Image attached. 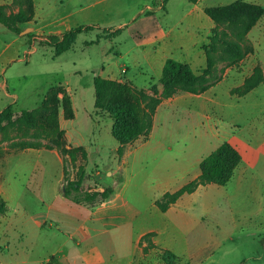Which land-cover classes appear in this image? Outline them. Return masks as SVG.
Returning a JSON list of instances; mask_svg holds the SVG:
<instances>
[{"label": "crops", "instance_id": "1", "mask_svg": "<svg viewBox=\"0 0 264 264\" xmlns=\"http://www.w3.org/2000/svg\"><path fill=\"white\" fill-rule=\"evenodd\" d=\"M83 1L34 0V19L22 26L23 31L39 38L94 24L96 27L91 30L98 36L99 28L116 27L110 21L116 12L119 17L122 13L125 20L117 25L120 27L117 35L126 29L133 43L126 45L124 50H116L115 54L106 45L102 52L104 64L97 75L130 81L142 89L157 84L161 91L158 80L166 59L187 63L196 74L205 68V50L214 22L205 14L204 8L235 0H152V4L145 2L142 7L139 3L144 0H133V3L124 0L125 6L116 12L108 5L94 12L92 4H83ZM245 1L264 6V0ZM10 2L0 0V4ZM160 11L163 12L161 17L158 16ZM263 21L264 14L251 30ZM13 34L11 41L0 50V62L5 65L0 68V75L5 78V82H0V88L10 98L9 104H16L18 96L5 89L8 84L6 71L19 60V49L9 51L8 48L22 38ZM102 38L86 43H100ZM108 41L112 43V40ZM123 57L128 59L120 62ZM88 69L75 66L71 73L81 76V71ZM91 74L90 86L94 76L93 72ZM216 74L218 82L206 91H179L163 99L154 114L149 136L128 144L120 158L117 154L119 145L111 135L113 119L106 115L96 117L92 113L93 104L87 105L80 93L83 86L72 87L70 79H64L74 110L72 119L61 118L59 122L65 130L68 146L85 149L87 160L83 167L87 171L93 169L94 179L112 187L113 192L91 209L66 198L64 156L55 148H26L14 157L12 154L1 156L0 195L6 201L7 211L0 216V264L4 260H8L7 264H45L51 256L56 257V264H137L142 252L140 248L146 245L142 237L150 232L154 246L171 250L183 264L193 263L194 251L204 247L206 240L213 239L217 247L222 245V240L230 242L224 253L258 240L264 245V102L251 104V109L261 107L257 112L260 116L246 120L248 129L243 139L230 137L224 140L241 154L239 164L225 185L198 186L193 192L180 196L165 211L154 203L164 192L177 190L196 178L200 172L199 162L204 157L190 159L188 134L160 132L162 122L158 116L170 108L199 112L204 111L207 103L217 104L210 94L215 95L216 86L234 81L237 72L228 68L218 70ZM234 86L228 85L226 91ZM15 164H19L20 172L28 181L21 183L20 189L15 182ZM119 170L121 176L115 173ZM73 176L71 173L70 178ZM94 189L101 190L102 186L96 185ZM15 190L20 194H15ZM220 197L225 198L224 203L218 202ZM223 207L230 212L232 225L229 233L218 237L215 232L207 231L203 223L212 208L220 211ZM220 259L219 262L223 260ZM212 262L216 260L198 264ZM238 264H264V249L260 253L248 250Z\"/></svg>", "mask_w": 264, "mask_h": 264}, {"label": "trees", "instance_id": "2", "mask_svg": "<svg viewBox=\"0 0 264 264\" xmlns=\"http://www.w3.org/2000/svg\"><path fill=\"white\" fill-rule=\"evenodd\" d=\"M204 12L214 22V27L208 36L205 50L206 66L199 74H196L189 64L168 58L158 80L162 86L161 91L152 84L150 92L137 88L127 81H117L94 74L92 79L94 108L113 119L111 135L119 145L117 149L119 158L128 144L138 138L146 139L149 136L154 114L163 99L171 97L178 91L190 93L204 91L211 76L208 70L210 65L223 60L236 62L246 55L250 46L245 36L263 16L264 6L245 0H235L226 5L205 7ZM34 15V0H11L9 4H0V23L17 35L22 34V26L31 22ZM95 27L94 24L77 26L60 35H48L45 40L54 48V56H58L72 47L79 33ZM263 82V68L256 65L241 84L229 89V94L242 97ZM60 112L65 119H71L74 114L70 97L60 85L52 86L39 105L23 109L17 115H14L11 105H7L0 110L2 135L0 141L9 137L7 134L9 130H14L18 138L12 143L14 147L57 149L64 158H68L64 159V196L76 204L91 209L108 199L113 188L95 180L92 171L85 170L83 165H80L75 176L70 178L66 164H74L78 158L85 161L87 154L81 146H68L64 130L59 125ZM240 160L241 154L234 145L228 141L221 142L201 159L200 172L196 178L177 190L164 192L155 199V205L161 211H165L180 196L193 192L198 186L225 185L231 179ZM96 185L102 186L103 189L95 190ZM6 211V201L0 195V216ZM152 235L150 232L142 237V242L145 240L147 242L145 251L153 246L150 240ZM162 260L166 264H177L181 261L168 249H162ZM56 263V257L51 256L45 264Z\"/></svg>", "mask_w": 264, "mask_h": 264}, {"label": "rangeland", "instance_id": "3", "mask_svg": "<svg viewBox=\"0 0 264 264\" xmlns=\"http://www.w3.org/2000/svg\"><path fill=\"white\" fill-rule=\"evenodd\" d=\"M129 1L133 3V0ZM145 2L152 4L153 1L144 0L143 3H139V6H144ZM82 3L92 4L91 7L94 12H97L101 7L105 5H108L110 7V10L113 11L125 6L123 5L124 0H84ZM126 3L128 4V2ZM117 14L118 13L116 12L113 15L112 21H110L112 22L111 24L116 25V27L99 29L97 28L99 30L98 36H96L95 30L78 34L73 47L58 56H54V48L46 42V36H40L39 38H36L33 34H30V32L22 31V34L20 35V37L22 38L18 39L13 43L12 46L8 48L9 51H13L16 48L19 49L17 54L19 60L15 61L10 67L7 68L6 78H8V84L6 83V85L4 83L5 89L9 93L15 92L17 94V102L16 104H9L10 98L6 97L4 95V90L0 88V108L11 105L14 115H17L21 110L31 109L39 104L45 97L48 90L52 86L58 85H60L61 88L64 89V91L68 94L72 104L71 94L65 89V84L63 83L64 79L68 78L70 79L72 87H75L77 85L83 86V88L80 89V93L81 95H84L83 100L87 105L93 104L92 113L96 117L101 115L108 116L107 114L99 112L94 108V89L93 86L89 85V80L92 76L91 72H93V74L100 73V68L104 64L105 60L102 59V52L106 49L107 46L110 47L111 50H114L115 54L116 50L120 48L124 50L127 48L126 45L133 43L130 34L128 36V32L126 31V29L123 30L120 35H117L120 31V27H117V25L122 24L125 20L124 15L122 18V13L120 14V17L118 16L119 14ZM162 14L163 12L160 11L158 13V16L161 17ZM99 20L101 22V19ZM263 25L264 21L255 26V28H253L245 36L250 49L244 57L237 60L236 62H228L225 60L215 61L213 65H210L208 67V70L210 71L209 74L211 76L204 91L216 85V83L218 82V76L216 72H218V70L224 71L228 68H234L237 72L234 81L230 80L228 84L216 86L214 90L215 95L212 93L210 94L212 98H215L217 104L207 103L205 105L204 111L199 112H197L195 109L187 110L186 108H168L169 110H167L166 113L162 112L159 114V120L160 122H162L159 126L160 132L179 134L182 133L184 135L188 134L187 144L190 153V159H193L195 156H206V154L212 151L221 142L226 140V138L236 137L243 139L246 136L248 129L246 120L250 117L260 116L257 112H260L261 107H259L258 109H251L250 106L252 103L264 102V82L261 83L252 94L242 97L230 95L229 92L226 91V88L228 85L234 84L237 86V84H241L243 79L249 74V72L252 71L253 67L256 65H260L264 70ZM1 27L0 50L4 48L8 42L11 41V36H15L4 26ZM100 36L104 37L102 38L100 43H86L88 41L95 40ZM108 40H112V43H110ZM127 59V57H123V59L119 61L125 62ZM75 66H77L78 68L89 69L88 71L82 70L80 73L81 76H75L71 73V70L74 69ZM2 67H5V65L0 62V68ZM211 69L214 70L212 71ZM202 71L203 69L200 72ZM0 82H5V78L3 75H0ZM155 85L157 86V84ZM149 88L146 89L148 92H150ZM61 96L62 94L60 93L59 97ZM218 101H221V103L219 104ZM61 118L65 119L63 117V114L60 112L59 122ZM170 128H172V130L167 131V129ZM15 133L16 132L14 130H9L7 132L9 137L6 139H1L0 157L7 154H12L11 156L14 157V155H16L19 151L26 149H19L12 146V143L18 140ZM1 137L2 135H0V138ZM86 160L84 161L78 158L74 164H66V169L69 174L73 173V175L75 176L79 166L86 162ZM18 165L19 164L14 165L16 176L15 182L19 184L20 189L21 183H25L28 181L27 178L20 172ZM94 168L98 169L97 166H95ZM115 173L117 176H121L120 170L119 172ZM30 181H32V178L30 179ZM92 183L94 184L95 182ZM220 188L224 189L222 187ZM15 194H20L19 190H15ZM218 202L224 203L225 198L220 197V199H218ZM238 215L241 217L242 213L240 212L238 213ZM230 216V212L227 211L224 207L220 211L213 210L212 208L211 211L207 213V217L203 225L205 226V229L207 231L215 232L218 237L220 235H226L227 233H229L231 229L230 226L232 225ZM190 241H192V237H190ZM145 244L146 245L141 247L142 249L140 248L142 252L137 264H166L162 260V249L159 248V246L153 245L145 251L144 249L147 246L146 240ZM230 244V242L222 240V245L217 247L213 243V239L206 240L204 247H202L199 251H194L191 259L193 262L192 264H198L199 262H208L209 260H216V262H212L210 264H230L231 262L238 264L242 258V255L244 253H247L248 250L253 253H260L261 250L264 249V245L260 240H258L255 243L246 244L245 247L237 246L234 248V251L224 253L226 247H228ZM235 249L237 251H235ZM220 258H223V260L219 262L218 260ZM7 262L4 260L3 264H7ZM177 264L183 263L179 261Z\"/></svg>", "mask_w": 264, "mask_h": 264}]
</instances>
